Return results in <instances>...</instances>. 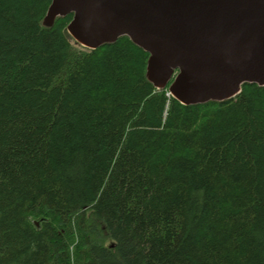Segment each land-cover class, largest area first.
<instances>
[{
  "label": "trees",
  "instance_id": "obj_1",
  "mask_svg": "<svg viewBox=\"0 0 264 264\" xmlns=\"http://www.w3.org/2000/svg\"><path fill=\"white\" fill-rule=\"evenodd\" d=\"M49 5L0 0V264H264V86L182 105Z\"/></svg>",
  "mask_w": 264,
  "mask_h": 264
},
{
  "label": "water",
  "instance_id": "obj_2",
  "mask_svg": "<svg viewBox=\"0 0 264 264\" xmlns=\"http://www.w3.org/2000/svg\"><path fill=\"white\" fill-rule=\"evenodd\" d=\"M71 15L68 35L94 50L119 37L148 54L146 75L182 105L264 86V0H50L44 24Z\"/></svg>",
  "mask_w": 264,
  "mask_h": 264
}]
</instances>
